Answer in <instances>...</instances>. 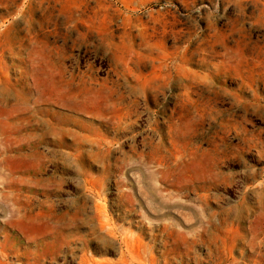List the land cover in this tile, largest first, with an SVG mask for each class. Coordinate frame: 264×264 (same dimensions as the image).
Masks as SVG:
<instances>
[{
    "label": "rangeland",
    "instance_id": "rangeland-1",
    "mask_svg": "<svg viewBox=\"0 0 264 264\" xmlns=\"http://www.w3.org/2000/svg\"><path fill=\"white\" fill-rule=\"evenodd\" d=\"M0 264H264V0H0Z\"/></svg>",
    "mask_w": 264,
    "mask_h": 264
},
{
    "label": "bare ground",
    "instance_id": "bare-ground-1",
    "mask_svg": "<svg viewBox=\"0 0 264 264\" xmlns=\"http://www.w3.org/2000/svg\"><path fill=\"white\" fill-rule=\"evenodd\" d=\"M7 147V146H6ZM18 150V149H17ZM125 239V238H124Z\"/></svg>",
    "mask_w": 264,
    "mask_h": 264
}]
</instances>
